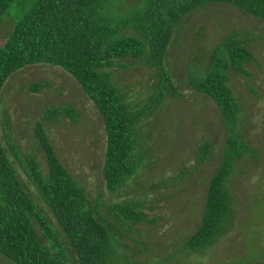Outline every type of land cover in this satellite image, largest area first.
Instances as JSON below:
<instances>
[{"label": "trees", "instance_id": "16d2710c", "mask_svg": "<svg viewBox=\"0 0 264 264\" xmlns=\"http://www.w3.org/2000/svg\"><path fill=\"white\" fill-rule=\"evenodd\" d=\"M210 4L234 6L264 20V0H139L124 10L117 0H0V20L15 5L12 31L0 47V95L7 80L27 66L66 71L102 116L107 190L132 189L150 168L163 112L181 98L165 68L174 31L184 17ZM191 57L187 86L215 104L224 126V147L208 181L200 223L174 252L177 264L204 256L233 229L238 202L231 178L239 174L242 162L257 164L260 158L246 137V106L231 85L233 74L249 75L254 60L249 37L232 32L209 49L198 45ZM132 66L152 74L138 84L117 80L115 71ZM42 87L35 83L32 90ZM62 116L75 119L77 112L69 105L52 106L34 125L43 165L34 156L21 158L13 136L2 139L0 133V255L12 264H67L66 248L74 264H143L123 255L120 237L127 236L125 229L138 233L152 223L145 206L139 201L114 203L108 219L89 203L87 191L61 162L45 129L47 122ZM212 154L211 141L203 138L195 151L196 167ZM190 173L188 167L181 169L179 181Z\"/></svg>", "mask_w": 264, "mask_h": 264}, {"label": "rangeland", "instance_id": "374dc122", "mask_svg": "<svg viewBox=\"0 0 264 264\" xmlns=\"http://www.w3.org/2000/svg\"><path fill=\"white\" fill-rule=\"evenodd\" d=\"M119 9H128L139 0H117ZM0 20V47L14 25L13 8ZM7 15V16H6ZM249 37L254 54L249 75L233 74L231 85L246 106L250 126L249 144L257 149V164L251 160L238 165L231 178V190L238 202L233 229L202 257L190 256L188 264H264V20L229 5L210 4L184 17L176 27L167 50L165 68L181 93V98L165 110L155 133L150 168L139 176L137 185L120 193L107 190L102 178L105 152L103 119L81 87L63 69L50 65H30L13 74L0 95V133L13 139L21 158L34 156L43 165L34 135V125L44 110L52 106H72L75 119L62 116L47 122L46 132L58 157L85 188L89 203L112 219L109 208L118 202L139 201L151 224L138 233L123 230V255L143 264H177L175 250L198 227L208 181L224 147V126L213 101L193 92L186 83V68L195 48H211L232 32ZM152 71L140 66L115 71L117 80L141 83ZM35 83H42L33 91ZM137 83V84H138ZM203 138L212 143L213 154L196 167L195 151ZM27 183L21 166L14 162ZM188 167L190 175L179 181V171ZM182 177V176H180ZM177 179V181H176ZM43 212L58 229L55 219L34 188L27 183ZM67 264H74L71 251L64 249ZM174 255V256H173ZM0 264H12L0 255Z\"/></svg>", "mask_w": 264, "mask_h": 264}]
</instances>
